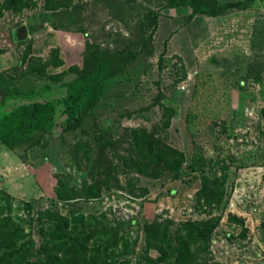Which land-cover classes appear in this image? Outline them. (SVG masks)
Masks as SVG:
<instances>
[{"label":"rangeland","instance_id":"374dc122","mask_svg":"<svg viewBox=\"0 0 264 264\" xmlns=\"http://www.w3.org/2000/svg\"><path fill=\"white\" fill-rule=\"evenodd\" d=\"M177 1L0 5V114L55 102L50 128L0 143V222L28 260L151 264L144 224L209 219L197 262L264 264V0L215 16ZM83 64L102 93L68 129Z\"/></svg>","mask_w":264,"mask_h":264},{"label":"trees","instance_id":"16d2710c","mask_svg":"<svg viewBox=\"0 0 264 264\" xmlns=\"http://www.w3.org/2000/svg\"><path fill=\"white\" fill-rule=\"evenodd\" d=\"M253 0L225 1L218 5L198 0H179L173 5L188 6L191 14H205L215 16L231 8L243 9ZM24 0H1L4 8L19 7ZM264 37V36H261ZM102 93V78L99 71L90 69L88 65L77 71V76L72 79L66 88L65 94L60 98L66 117V128L75 126L79 121V112L92 108ZM53 100L30 101L17 103L7 111L0 114V143L6 148H12L15 143L25 139L31 133L48 129L53 124L54 113ZM174 155V150H170ZM176 153V152H175ZM182 157L179 154L178 160ZM94 192V193H93ZM98 188L89 194H97ZM209 202V198L206 199ZM214 223L205 221L180 222L170 234L167 223L152 221L143 225L147 245H153L158 249L159 256L151 260V264L163 262V264H201L189 248L190 243L206 240ZM16 229H7L4 222H0V264H61L57 258H47L42 261L28 260L25 242L18 245L7 244L11 237L17 234ZM173 256L172 259L168 258ZM149 264V263H148Z\"/></svg>","mask_w":264,"mask_h":264},{"label":"water","instance_id":"95a60500","mask_svg":"<svg viewBox=\"0 0 264 264\" xmlns=\"http://www.w3.org/2000/svg\"><path fill=\"white\" fill-rule=\"evenodd\" d=\"M26 35V29L24 26H20L15 32V39H22Z\"/></svg>","mask_w":264,"mask_h":264},{"label":"built area","instance_id":"2783aa9c","mask_svg":"<svg viewBox=\"0 0 264 264\" xmlns=\"http://www.w3.org/2000/svg\"><path fill=\"white\" fill-rule=\"evenodd\" d=\"M183 88V87H182Z\"/></svg>","mask_w":264,"mask_h":264}]
</instances>
